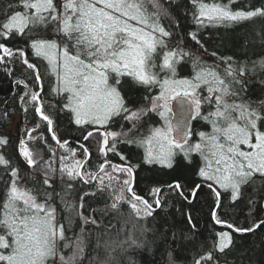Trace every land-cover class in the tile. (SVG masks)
I'll list each match as a JSON object with an SVG mask.
<instances>
[{
	"label": "snow or ice",
	"instance_id": "snow-or-ice-1",
	"mask_svg": "<svg viewBox=\"0 0 264 264\" xmlns=\"http://www.w3.org/2000/svg\"><path fill=\"white\" fill-rule=\"evenodd\" d=\"M166 2L167 7L161 0H19L18 10L0 21V41L19 37L35 56L47 61L56 75L52 95L62 98L59 111L66 112L70 122L82 131V141L99 138L98 154L103 157L92 170L86 144L77 141L76 147H71V142L59 139L53 130L54 119L45 111L36 65L29 62L23 47L0 42V63L8 66L11 59L19 58L33 70L39 90H26L20 101L31 106L55 142L53 146L43 134L34 135L39 124L25 131L28 141L40 145L31 149L25 140L19 142L18 153L33 170L31 176H21L19 168L0 152V167L4 169L0 175V264H135L130 253L149 247L144 238L149 229L139 222L162 209V190L152 189L151 201L137 194L134 179L139 165L118 152V143L145 148L143 162L148 165L173 168L178 155L189 164L198 157L201 164L196 175L201 182L193 186L190 195L207 187L216 197L217 207L222 194L235 204L257 174L264 178V99L257 102L246 96L250 82L259 79L264 84V57L251 62L220 57L219 64L208 65L179 45L169 48L172 33L160 23L161 16H168V9L173 7L171 0ZM190 3L193 19L201 27L264 19V5L233 9L238 0ZM191 38L200 44L196 33H191ZM185 58L191 60L194 74L177 79V66ZM124 78L148 93L143 105L128 106L120 90ZM156 88L159 93L152 95ZM173 100L178 112L170 118L167 114H172ZM150 113L159 115L164 125L143 134L139 129ZM117 118L128 123L126 131L123 124L120 132L109 130ZM196 118L204 120L211 130L196 133L198 139L192 140L190 121ZM7 143L0 139V145ZM109 153L122 162L109 160ZM36 172L42 188L29 186L36 180ZM55 181L62 185V191L55 195L68 213L69 225L73 213L80 220L79 231L71 236L63 223H57ZM77 182L94 189L84 193L78 203L70 198ZM168 188L188 199L179 180ZM97 194L106 199L104 208L86 209L85 196ZM124 205L130 210L131 226L125 222L112 234L115 225L105 227L103 216L120 215ZM247 205V228L219 218L215 222L237 233L264 228V218L252 216L257 207L264 212V199L249 198ZM188 219L191 221L190 216ZM89 225L103 227L95 240ZM218 236L216 248L224 252L232 244L231 232L221 231ZM201 261L216 264L211 252L196 264ZM167 264H175L170 254Z\"/></svg>",
	"mask_w": 264,
	"mask_h": 264
},
{
	"label": "trees",
	"instance_id": "trees-1",
	"mask_svg": "<svg viewBox=\"0 0 264 264\" xmlns=\"http://www.w3.org/2000/svg\"><path fill=\"white\" fill-rule=\"evenodd\" d=\"M167 7L166 0H161ZM210 2V0H205ZM227 3V0H220ZM19 0H0V21H4L13 10H18ZM173 7L169 8L168 16H161L160 23L172 33L168 39L169 48H175L177 45L182 47L193 56L206 62L208 65L219 64L220 57L227 59L231 57L233 61L251 62L260 57H264V19L257 18L251 22H241L229 25H216L201 27L193 19V8L190 0H171ZM251 6H262L264 0H238L233 4V9L247 8ZM11 6V7H9ZM191 33H196L200 44L193 41ZM9 47H23L28 54L29 62L36 65L43 80L42 98L45 111L54 119L53 130L61 141L71 142V147H76V142L86 144L91 153L90 168L95 170L103 157L98 154V137L90 138L88 141H82V131L70 122L69 115L66 112H60L61 97L53 96L51 89L56 86V75L50 71L47 61L33 54L27 47L23 39L13 37L7 41H0ZM202 45V47H201ZM216 56H212V53ZM160 63L157 58V64ZM223 65H221V68ZM193 67L191 60L185 58L177 66V79L192 78ZM163 77L164 73H160ZM17 81H24V84H18ZM25 84L28 88H25ZM37 82L34 80L33 70L28 69L19 58L11 59L8 66L0 63V139H6L7 145H0V152L12 161V164L19 168L21 176H31L33 170L29 169L18 153L20 140H25L28 147L36 149L40 147L36 142L28 141L25 131L32 129L39 124L40 127L36 134H43L48 137V143L55 146V142L50 139L49 133L37 114L34 113L30 105L21 103L20 97L26 90H35ZM122 95L125 97L129 107H138L145 103L144 96L148 93L141 87L135 85L130 78H124L120 85ZM159 93V88L152 90V95ZM246 96L253 101L264 99V84L257 79L248 84ZM49 104L55 107L49 108ZM27 108V111L25 109ZM204 111V109H202ZM20 116V131L18 134L9 132L8 128L12 122L13 115ZM127 130L128 123L117 118L109 130L120 132ZM160 124V116L156 113H150L142 122L139 131L147 134L148 129L157 127ZM210 126L200 118L192 122L191 132L192 140H196V133L200 131H210ZM117 150L127 157L132 164L139 167L135 170L134 190L150 201L152 197L150 191L154 188H161L160 198L163 201L161 210H157L153 217L147 221H140L149 231L144 234V238L149 243V247L142 252H132L135 264H167V257L170 254L175 264H196L202 256L211 252L216 264H264V228L258 229L252 233H237L228 229L223 224H217L216 218L238 227L247 228L250 223L249 209L247 200L249 198L264 199V178L258 174L254 177V183L247 186L244 190L242 199L232 204L227 194H222L221 204L216 212L214 219L213 213L216 208V197L207 187H201L195 196L190 195V190L194 185L199 184L200 178L196 175L201 162L198 157H193L191 164L186 163L182 156H177L173 168H167L159 164H145V148L135 145L117 144ZM59 155V152L57 153ZM45 159L48 158V151L43 149ZM114 163H121L119 157L112 153L107 157ZM4 169L0 167V175H3ZM36 180L30 181L29 186L42 188L37 183L41 179L38 172L35 173ZM179 180L182 185L184 195L188 199L179 196L175 189L168 188L169 184ZM53 203L57 210V223H63L66 234L71 236L78 232L80 220L72 214L71 225H69L68 213L63 209L60 199L55 195L62 191V185L59 181L54 182ZM52 191V189H48ZM94 191L89 186H82L79 182L71 191V199L79 202L84 193ZM107 203L106 199L100 194L95 196L88 195L84 198V207L89 210L103 209ZM127 205L122 206L121 214L109 213L103 216V225H115L112 234L128 222L131 226V218ZM88 213L85 212V215ZM99 215V212L97 213ZM191 217L189 221L188 217ZM256 219L264 218V212L257 207L252 213ZM71 228L70 231L68 229ZM88 229L92 231V239L103 232V227L99 229ZM221 231L231 232L232 244L224 251L219 252L216 245L219 240L218 234ZM201 264H211V262L201 261Z\"/></svg>",
	"mask_w": 264,
	"mask_h": 264
},
{
	"label": "rangeland",
	"instance_id": "rangeland-1",
	"mask_svg": "<svg viewBox=\"0 0 264 264\" xmlns=\"http://www.w3.org/2000/svg\"><path fill=\"white\" fill-rule=\"evenodd\" d=\"M35 90H39L38 85L35 86ZM167 115H169L170 118L172 117L171 114H167ZM19 125H20V116L17 114L13 115L12 122L8 128L9 132L18 134L20 131ZM163 125H164V120L160 117V124L157 127H152V128H159V127H162Z\"/></svg>",
	"mask_w": 264,
	"mask_h": 264
},
{
	"label": "water",
	"instance_id": "water-1",
	"mask_svg": "<svg viewBox=\"0 0 264 264\" xmlns=\"http://www.w3.org/2000/svg\"><path fill=\"white\" fill-rule=\"evenodd\" d=\"M37 69V68H36ZM38 70V69H37ZM38 72H39V70H38ZM40 74V73H39ZM41 77V76H40ZM36 85H38V84H36ZM39 85H42V91H43V80H42V78L40 79V81H39ZM42 91H41V93H42ZM170 106H171V108H172V114H171V116H173L174 114H176L177 112H178V104H177V102L175 101V100H173V101H171L170 102ZM172 118V117H171ZM194 120V119H193ZM193 120H191L190 121V127H191V125H192V122H193ZM19 147V146H18ZM20 156V158L24 161V159H23V157L21 156V155H19ZM25 163V162H24ZM26 164V163H25ZM134 183H135V179H134ZM163 187H161L160 189H162ZM220 204H221V198H220ZM218 208L219 207H217V205H216V208H215V210H214V212H215V217H214V219L216 218V212H217V210H218Z\"/></svg>",
	"mask_w": 264,
	"mask_h": 264
},
{
	"label": "bare ground",
	"instance_id": "bare-ground-1",
	"mask_svg": "<svg viewBox=\"0 0 264 264\" xmlns=\"http://www.w3.org/2000/svg\"><path fill=\"white\" fill-rule=\"evenodd\" d=\"M192 126V125H191Z\"/></svg>",
	"mask_w": 264,
	"mask_h": 264
}]
</instances>
